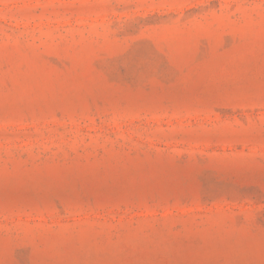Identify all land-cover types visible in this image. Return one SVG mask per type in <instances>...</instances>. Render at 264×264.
I'll return each mask as SVG.
<instances>
[{"label":"rangeland","instance_id":"1","mask_svg":"<svg viewBox=\"0 0 264 264\" xmlns=\"http://www.w3.org/2000/svg\"><path fill=\"white\" fill-rule=\"evenodd\" d=\"M0 264H264V0H0Z\"/></svg>","mask_w":264,"mask_h":264}]
</instances>
